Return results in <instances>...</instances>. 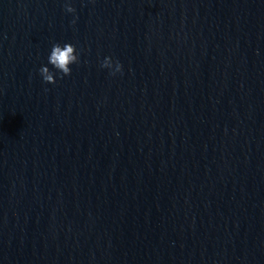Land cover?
<instances>
[{
	"label": "water",
	"instance_id": "95a60500",
	"mask_svg": "<svg viewBox=\"0 0 264 264\" xmlns=\"http://www.w3.org/2000/svg\"><path fill=\"white\" fill-rule=\"evenodd\" d=\"M72 3L0 0V264H264V0Z\"/></svg>",
	"mask_w": 264,
	"mask_h": 264
},
{
	"label": "clouds",
	"instance_id": "9594fccd",
	"mask_svg": "<svg viewBox=\"0 0 264 264\" xmlns=\"http://www.w3.org/2000/svg\"><path fill=\"white\" fill-rule=\"evenodd\" d=\"M63 7L67 13L73 15L72 23L75 24L76 8L72 0H64ZM80 55L77 45L71 41L53 43L48 51L46 63L38 69L42 81L46 84H55L58 79L71 75L73 65L80 63ZM99 66L113 76L123 73L122 63L112 56H104Z\"/></svg>",
	"mask_w": 264,
	"mask_h": 264
}]
</instances>
